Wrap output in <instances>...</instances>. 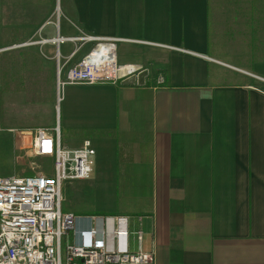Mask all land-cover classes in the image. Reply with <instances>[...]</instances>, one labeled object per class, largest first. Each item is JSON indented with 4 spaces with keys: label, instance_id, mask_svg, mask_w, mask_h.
Wrapping results in <instances>:
<instances>
[{
    "label": "crops",
    "instance_id": "1",
    "mask_svg": "<svg viewBox=\"0 0 264 264\" xmlns=\"http://www.w3.org/2000/svg\"><path fill=\"white\" fill-rule=\"evenodd\" d=\"M220 3L16 4L17 54L34 62L24 68L34 80L24 102L43 94L51 108L37 124L6 130L24 154L35 129H58L67 150L90 140L93 172L82 183L100 194L90 215L141 226L155 264H264V0ZM82 35L117 39L119 64L144 70L139 84L64 85L58 96L59 67L64 79L92 44L70 57L80 42H67L61 61L66 43L51 41ZM41 79L53 80L49 89L35 85Z\"/></svg>",
    "mask_w": 264,
    "mask_h": 264
},
{
    "label": "built area",
    "instance_id": "2",
    "mask_svg": "<svg viewBox=\"0 0 264 264\" xmlns=\"http://www.w3.org/2000/svg\"><path fill=\"white\" fill-rule=\"evenodd\" d=\"M79 41L92 47L68 68L64 85H116L131 80L139 84L143 69L119 64L117 39L56 38L53 45ZM164 78L159 76L157 85ZM27 154L52 160L51 174L36 172L19 177H0V264H155L153 253L142 249L141 226L131 228L121 216H80L62 211L61 187L67 181L91 177L95 150L84 140L76 150L65 149L58 129H35Z\"/></svg>",
    "mask_w": 264,
    "mask_h": 264
},
{
    "label": "rangeland",
    "instance_id": "3",
    "mask_svg": "<svg viewBox=\"0 0 264 264\" xmlns=\"http://www.w3.org/2000/svg\"><path fill=\"white\" fill-rule=\"evenodd\" d=\"M218 1L225 2V0ZM234 3V6L240 5L238 0H234ZM16 4L17 0H0V176L19 177L32 175L36 172L50 175L52 160L24 154L14 142L15 135L6 130L7 127L37 124L40 120L45 119V111H49L51 108L50 103H48L49 105L44 104L43 94H36L37 99H40L37 102L40 103L35 105L25 103L33 99V94H26L25 89L33 85L34 80L25 76L27 74L24 72L26 70L24 68L33 67L34 62L31 55L20 57L17 54L19 47H17L16 40L22 27L18 26L16 21ZM12 41L13 44L9 45ZM26 48L30 49L32 45ZM60 48V60L63 61L62 56L68 51L70 52L73 45L66 43ZM83 55L72 64L78 62ZM61 64L59 61V66ZM61 80H63L62 76ZM51 81L53 80H35V85L40 82L38 86L49 89ZM58 88V96H61V87ZM53 113L59 121V103L54 104ZM61 199L63 212L90 215L97 209L100 194L96 188L90 187L87 183L83 184L82 181H67L62 184Z\"/></svg>",
    "mask_w": 264,
    "mask_h": 264
}]
</instances>
